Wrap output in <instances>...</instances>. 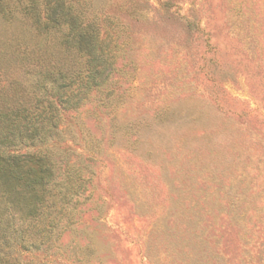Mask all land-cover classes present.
<instances>
[{"label":"rangeland","instance_id":"obj_1","mask_svg":"<svg viewBox=\"0 0 264 264\" xmlns=\"http://www.w3.org/2000/svg\"><path fill=\"white\" fill-rule=\"evenodd\" d=\"M58 6L101 33L96 78L35 27ZM36 96L58 195L0 264H264V0H0V103Z\"/></svg>","mask_w":264,"mask_h":264},{"label":"trees","instance_id":"obj_2","mask_svg":"<svg viewBox=\"0 0 264 264\" xmlns=\"http://www.w3.org/2000/svg\"><path fill=\"white\" fill-rule=\"evenodd\" d=\"M47 10L49 12L45 14L44 19L36 12L35 27L48 32L61 30L64 26L66 29L61 37V44L68 51L75 50L85 58L90 76L99 74L97 66L106 62L97 55L102 38L94 23L82 21L79 24V19L65 11L63 6L50 7ZM58 67L59 78L55 77V70H46L41 87L46 89L48 85H53L47 96L63 105L66 110L72 99L69 95L63 100L68 92L62 72L63 66ZM37 98L38 96L35 97V108L38 105L44 107V101ZM48 103L44 108L49 109V112L44 110L37 114L38 116L30 113L26 102L12 106L0 103V240L12 250L16 247L25 250L32 245L24 236V231L14 229L15 220H39L44 224L47 220L42 218L44 212L58 195V184L55 181L57 175L50 148L61 145L62 141L51 138L44 126H38L39 123L44 125L47 119L48 123H51V118H48L51 111L59 114L54 102ZM29 106L31 107V104ZM44 115V119H41ZM54 125H57V122H54ZM67 187L70 190V187Z\"/></svg>","mask_w":264,"mask_h":264}]
</instances>
